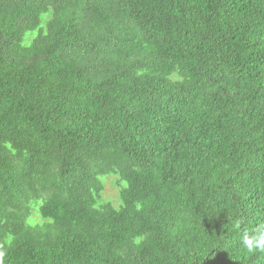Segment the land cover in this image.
I'll return each instance as SVG.
<instances>
[{"label": "trees", "instance_id": "16d2710c", "mask_svg": "<svg viewBox=\"0 0 264 264\" xmlns=\"http://www.w3.org/2000/svg\"><path fill=\"white\" fill-rule=\"evenodd\" d=\"M261 225L264 0H0V264H264Z\"/></svg>", "mask_w": 264, "mask_h": 264}, {"label": "clouds", "instance_id": "9594fccd", "mask_svg": "<svg viewBox=\"0 0 264 264\" xmlns=\"http://www.w3.org/2000/svg\"><path fill=\"white\" fill-rule=\"evenodd\" d=\"M240 244L249 253L264 252V225L256 227L251 232L243 233Z\"/></svg>", "mask_w": 264, "mask_h": 264}, {"label": "rangeland", "instance_id": "374dc122", "mask_svg": "<svg viewBox=\"0 0 264 264\" xmlns=\"http://www.w3.org/2000/svg\"><path fill=\"white\" fill-rule=\"evenodd\" d=\"M109 181H111V180L109 179ZM113 188L114 187L112 185H110L109 182H107V191H106L105 195L106 196H108V195H115V193H114L115 191H114Z\"/></svg>", "mask_w": 264, "mask_h": 264}]
</instances>
